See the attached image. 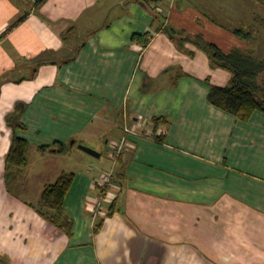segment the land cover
I'll return each instance as SVG.
<instances>
[{"label": "crops", "instance_id": "0c3cea01", "mask_svg": "<svg viewBox=\"0 0 264 264\" xmlns=\"http://www.w3.org/2000/svg\"><path fill=\"white\" fill-rule=\"evenodd\" d=\"M37 1L0 0V226L18 242L2 254L18 264H264V114L242 121L212 105L210 87L228 85L230 73L192 42L178 46L153 15L224 53L255 54L264 50V0H159L148 10L142 0ZM17 105L15 134L29 144L17 185L24 192L27 179L41 195L72 173L70 234L42 222L29 201H10L6 117ZM125 125L138 135L114 162ZM102 151L111 165L92 162ZM107 171L104 214L94 217L95 182Z\"/></svg>", "mask_w": 264, "mask_h": 264}, {"label": "trees", "instance_id": "16d2710c", "mask_svg": "<svg viewBox=\"0 0 264 264\" xmlns=\"http://www.w3.org/2000/svg\"><path fill=\"white\" fill-rule=\"evenodd\" d=\"M41 1L43 0H38L37 4L41 3ZM142 1L146 4H155L159 0ZM24 19L25 15L21 16L3 34L21 23ZM170 31L172 34H184L182 32L175 33L171 28ZM236 32H240V30H236ZM134 40H141L145 44L149 41V37L147 35H135ZM174 41L178 46L185 41L192 42L206 53L211 68H220L230 73L231 77L228 85L224 87H210L208 100L212 105L233 114L242 121L248 120L255 111L264 114V58L252 52L239 49L224 53L214 44L204 41L201 36H185L178 41ZM19 107L20 105H17L14 113L6 117V123L13 133L5 158V182L8 190L17 181L18 176L28 163L26 157L29 145L28 141L15 134L18 129L22 128ZM160 121V118L154 119V124L157 125ZM45 148L40 147L42 150ZM63 150H65V147L59 148L57 151L61 153ZM72 181V173L61 174L55 182L43 188L37 203L29 204L33 211L50 224L51 227L67 234H70L72 222L64 210V199ZM100 225L99 223L96 226V231Z\"/></svg>", "mask_w": 264, "mask_h": 264}, {"label": "rangeland", "instance_id": "374dc122", "mask_svg": "<svg viewBox=\"0 0 264 264\" xmlns=\"http://www.w3.org/2000/svg\"><path fill=\"white\" fill-rule=\"evenodd\" d=\"M182 34H183L182 36L194 37V36H192V35H190L188 33L186 34L185 32H182ZM176 41H178V40H176ZM255 54L258 55L259 57H264V50L263 51L257 50ZM105 156H106V154L104 153V151H102L101 158L99 160H94L92 162H94V165L96 164L95 162H97V163L100 162V163H102V165H108V164L111 165L112 162L110 160H107L105 158ZM41 165L42 164H39V166H41ZM68 165H70V164H68ZM35 166H36V164L33 165V169L35 168ZM90 166L95 171L94 166L91 165V164H90ZM17 182H19V181L17 180ZM17 182H15L13 185L19 184ZM23 182H24V185L26 187L23 190L24 192H21L20 185L19 186L17 185L14 188V190H11V189L9 190V195H10V198H11L10 201L11 202H17L18 199H19L20 202L22 201L23 203L24 202L27 203V201H29L27 203L28 206H29L30 203L31 204L37 203V201L36 202H31L33 199L35 200V199L39 198L38 196L40 195L39 192H37V190L35 189V185H33L32 182L30 184H28L29 180H27V179H23ZM0 214H1V212H0ZM5 214L8 215V214H10V212L5 213ZM36 215H38V214L36 213ZM40 219H41L42 222H45V220L43 218H40ZM6 221H10V217L9 216H6ZM0 225H1V221H0ZM12 233H13V231L8 230L6 225L0 226V264H18V261L16 259L10 260L4 254H2V252L4 251L3 249L9 250V249L12 248V244L11 243H14V242L18 243L16 241L17 238H15V240H12L10 236L7 239L4 240V237H7L8 235H10ZM27 245L28 244L26 242L24 247H28ZM15 246L17 247L16 244H14V247ZM30 249L31 248H23L21 246H18L17 248H13V250L16 251V252H24L25 253V251H27L29 260L33 261V260H35L34 257H33L35 252H34V249H31V250ZM47 262L48 261L45 260L44 264H47Z\"/></svg>", "mask_w": 264, "mask_h": 264}, {"label": "built area", "instance_id": "2783aa9c", "mask_svg": "<svg viewBox=\"0 0 264 264\" xmlns=\"http://www.w3.org/2000/svg\"><path fill=\"white\" fill-rule=\"evenodd\" d=\"M131 135L133 136L138 135V132L129 128L128 125H125L124 136L118 142L113 144L111 147V152H110L111 160L116 162L117 159L122 155L125 148L128 146V141H129L128 136ZM113 177L114 175L112 171L102 172L95 182V185L98 188V194L94 197L93 200L92 209H93L94 217L104 214V203L107 199V192L113 181Z\"/></svg>", "mask_w": 264, "mask_h": 264}, {"label": "water", "instance_id": "95a60500", "mask_svg": "<svg viewBox=\"0 0 264 264\" xmlns=\"http://www.w3.org/2000/svg\"><path fill=\"white\" fill-rule=\"evenodd\" d=\"M139 4H140L141 6H143L145 9L148 10V6L146 5L145 2L140 1ZM149 10H150V12H152L151 9H149ZM153 15L158 19V21H159L160 24L162 25L164 32H165L168 36H170L172 39H174V40H179V39H182L183 37H185V36L178 35V34H172L171 31H170V28L168 27V25L165 24V20H164V18H163L162 16H160V15H157V14H153ZM78 148H79L80 150H82L83 152H85V153L91 155V156H94V157H97V158L100 156L99 153H97L95 150H93V149H91V148H88V147H85V146H83V145H79Z\"/></svg>", "mask_w": 264, "mask_h": 264}]
</instances>
